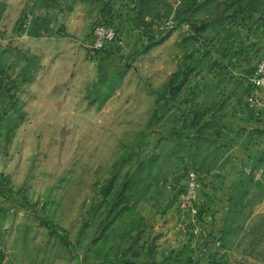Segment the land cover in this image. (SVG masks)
I'll return each instance as SVG.
<instances>
[{"label":"rangeland","instance_id":"obj_1","mask_svg":"<svg viewBox=\"0 0 264 264\" xmlns=\"http://www.w3.org/2000/svg\"><path fill=\"white\" fill-rule=\"evenodd\" d=\"M263 51L264 0H0V264H264Z\"/></svg>","mask_w":264,"mask_h":264},{"label":"built area","instance_id":"obj_2","mask_svg":"<svg viewBox=\"0 0 264 264\" xmlns=\"http://www.w3.org/2000/svg\"><path fill=\"white\" fill-rule=\"evenodd\" d=\"M116 30L114 27L101 25L94 32V45L96 49H104L114 43L116 39ZM247 104L253 110L264 108V51L261 60L255 67L254 73L249 79V95ZM198 186V175L191 173L189 176V189L194 193Z\"/></svg>","mask_w":264,"mask_h":264},{"label":"crops","instance_id":"obj_3","mask_svg":"<svg viewBox=\"0 0 264 264\" xmlns=\"http://www.w3.org/2000/svg\"><path fill=\"white\" fill-rule=\"evenodd\" d=\"M253 73H254V71L250 75H248V74L246 75L244 73L242 75L240 74L241 76H244L245 78H247L246 84L242 85V86H245L244 90L246 91V94L249 91V79ZM239 87H241V84L239 85ZM246 98H247V96H246ZM246 106H247L248 111H250L249 113H250L251 118H253V121H255V122L259 121L258 124H261V123L263 124L264 123V108L257 111V110L251 109V107L247 103H246ZM245 118L249 119L248 117H245ZM245 123H246V120H245ZM254 123L251 121L250 123H248V125H252Z\"/></svg>","mask_w":264,"mask_h":264}]
</instances>
